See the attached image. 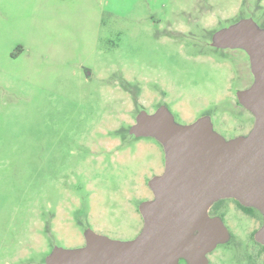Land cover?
Masks as SVG:
<instances>
[{"label":"rangeland","instance_id":"obj_1","mask_svg":"<svg viewBox=\"0 0 264 264\" xmlns=\"http://www.w3.org/2000/svg\"><path fill=\"white\" fill-rule=\"evenodd\" d=\"M246 18L260 26L264 0H0V264H44L87 229L140 233L164 165L160 144L128 134L140 111L208 116L226 140L251 124L235 101L246 53L210 47ZM219 213L232 238L208 264H264L261 222L231 201Z\"/></svg>","mask_w":264,"mask_h":264},{"label":"water","instance_id":"obj_2","mask_svg":"<svg viewBox=\"0 0 264 264\" xmlns=\"http://www.w3.org/2000/svg\"><path fill=\"white\" fill-rule=\"evenodd\" d=\"M212 46L248 57L253 83L236 97L254 117L250 133L226 140L208 116L181 125L164 106L140 111L128 134L154 139L164 153L162 174L147 182L153 198L138 206L140 233L116 241L87 229L84 246L53 247L44 264H208L207 256L231 239L223 220L208 215L224 199L261 215L253 240L264 248V29L241 19L215 32Z\"/></svg>","mask_w":264,"mask_h":264},{"label":"flooded vegetation","instance_id":"obj_3","mask_svg":"<svg viewBox=\"0 0 264 264\" xmlns=\"http://www.w3.org/2000/svg\"><path fill=\"white\" fill-rule=\"evenodd\" d=\"M247 19V18H246ZM260 24L261 25H263L264 24V22H260ZM260 25V26H261ZM259 26V27H260ZM261 28V27H260ZM263 29V28H262ZM210 47L211 48H213V49H217V50H222V49H218V48H215V47H213L212 46V39H211V41H210ZM250 73V75H251V83L249 84V86H247L245 89H247V88H249L250 86H251V84L253 83V76H252V74H251V72H249ZM242 90H244V89H242ZM239 91V90H238ZM237 92V91H236ZM235 101H236V104L237 105H239L241 108H243L239 103H238V101H237V97H236V93H235ZM244 109V108H243ZM245 111H247L246 109H244ZM248 112V111H247ZM250 115H251V117H252V122H251V124L250 123H247V126L245 125L244 127L242 126V125H240L239 127H238V131L236 132V134L233 136V137H241V136H247L249 133H250V131L252 130V128H253V125H254V117L252 116V114L250 113V112H248ZM203 117V116H202ZM211 120V119H210ZM233 139V138H232ZM230 140V139H229ZM164 161V160H163ZM163 170H164V165H163ZM225 201H231V203L232 204H234L235 205V207H237V209H238V211H239V213H241V215L242 216H244V217H246L247 219H249L250 221H254V222H261V225H262V222H263V220H262V217H261V215L259 216L258 214H256V213H253V212H247V211H245V210H243V209H241V208H239L238 206H237V204H235L234 202H233V200H231V199H224V200H219L218 202H220L221 203V205L225 202ZM217 203V202H216ZM216 203H214L211 207H210V209L208 210V215L210 216V217H220L222 220H223V222H224V219H223V217H222V215L219 213V209H220V207H221V205L219 206V208H216L215 209V205H216ZM260 217V218H259ZM230 232V231H229ZM230 234H231V232H230ZM231 238H232V234H231ZM231 240V239H230ZM181 263V262H180Z\"/></svg>","mask_w":264,"mask_h":264},{"label":"trees","instance_id":"obj_4","mask_svg":"<svg viewBox=\"0 0 264 264\" xmlns=\"http://www.w3.org/2000/svg\"><path fill=\"white\" fill-rule=\"evenodd\" d=\"M233 202H234L235 204H237V206H238L239 208H241V209H243V210H245V211H247V212H253V213H256V214L259 215V213H258L255 209L244 208V207L240 206L236 201L233 200ZM220 205H221V203H220V202H217L216 205H215V209H216V208H219ZM259 216H260V215H259ZM259 218H260V217H259ZM259 246H260V245H259ZM260 247L262 248V250H264V248H263L262 246H260ZM181 263H183V261H181ZM183 264H184V263H183Z\"/></svg>","mask_w":264,"mask_h":264}]
</instances>
